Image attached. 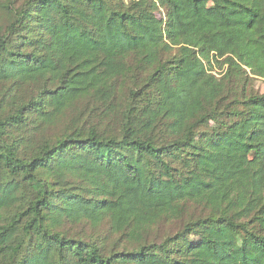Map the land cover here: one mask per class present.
<instances>
[{
	"label": "trees",
	"instance_id": "16d2710c",
	"mask_svg": "<svg viewBox=\"0 0 264 264\" xmlns=\"http://www.w3.org/2000/svg\"><path fill=\"white\" fill-rule=\"evenodd\" d=\"M256 79L264 0H0V264H264Z\"/></svg>",
	"mask_w": 264,
	"mask_h": 264
},
{
	"label": "rangeland",
	"instance_id": "374dc122",
	"mask_svg": "<svg viewBox=\"0 0 264 264\" xmlns=\"http://www.w3.org/2000/svg\"><path fill=\"white\" fill-rule=\"evenodd\" d=\"M253 88L263 92L264 91V81L261 79L254 80ZM67 227L71 233L77 234L82 237H95L97 241L108 245V247H111L115 242L117 243V247H120V243H121L120 239L117 241V235L109 232L108 224L106 221H103L97 227H92L88 223L67 224ZM167 227L168 226L160 227L159 232L161 234L166 231L173 232L175 228L177 227V225L174 224L170 228H167Z\"/></svg>",
	"mask_w": 264,
	"mask_h": 264
}]
</instances>
